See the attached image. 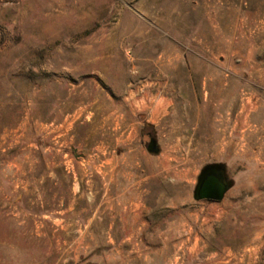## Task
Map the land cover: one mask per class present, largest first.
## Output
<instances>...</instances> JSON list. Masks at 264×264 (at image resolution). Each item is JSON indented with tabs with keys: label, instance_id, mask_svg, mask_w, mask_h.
Instances as JSON below:
<instances>
[{
	"label": "rangeland",
	"instance_id": "374dc122",
	"mask_svg": "<svg viewBox=\"0 0 264 264\" xmlns=\"http://www.w3.org/2000/svg\"><path fill=\"white\" fill-rule=\"evenodd\" d=\"M100 143L151 177L144 246L97 220ZM0 264H264V0H0Z\"/></svg>",
	"mask_w": 264,
	"mask_h": 264
},
{
	"label": "crops",
	"instance_id": "0c3cea01",
	"mask_svg": "<svg viewBox=\"0 0 264 264\" xmlns=\"http://www.w3.org/2000/svg\"><path fill=\"white\" fill-rule=\"evenodd\" d=\"M132 134L133 132L128 133V143L134 141V138H130ZM100 146L95 149V183H97V179L102 183L109 176L110 179L106 183L112 185V190L104 195V199L101 198L100 204L95 212L100 217V220L98 218L97 220L103 223L104 216L110 215L112 218L110 230L112 232L116 229V223L118 225H126L132 231L125 238V241H132L133 247L144 246V233L149 223L146 219L150 213L148 205L145 203V197L148 194L145 185H148L151 177L144 174L145 171L142 169L144 166L143 162H140V159L135 157V149H129L126 154L123 153L120 155L122 157L116 154V156L106 158L101 149L103 146L101 143ZM112 154H115V151ZM143 155L149 157L150 154L147 155L143 152ZM124 169H126V173L122 175L121 170ZM140 169H142V174L138 173ZM105 170H108V173L104 174ZM121 176H124L128 182L125 190L120 189L121 184L119 180ZM113 189H116V191ZM117 240V238L112 237L113 243Z\"/></svg>",
	"mask_w": 264,
	"mask_h": 264
},
{
	"label": "flooded vegetation",
	"instance_id": "af4514ba",
	"mask_svg": "<svg viewBox=\"0 0 264 264\" xmlns=\"http://www.w3.org/2000/svg\"><path fill=\"white\" fill-rule=\"evenodd\" d=\"M141 137H142V141L144 142L143 144L145 146V149L149 153L148 151L149 145L152 144L153 141L157 140L155 134L154 132L151 131L149 127H144L141 130ZM215 164H219V163H215ZM223 179L225 184H229L233 187V182L229 180L227 176V171L224 173ZM220 185H221L220 178L216 177V175L208 176L206 179L202 180L201 183L198 182V178H197V182L193 190V199H194V193L197 191L198 200L197 201L195 200L196 202L199 203L207 202L209 204L221 203L224 200L226 194L232 189V187L228 190V192L224 195L222 199H220L219 201H215L212 198L216 197V190Z\"/></svg>",
	"mask_w": 264,
	"mask_h": 264
},
{
	"label": "water",
	"instance_id": "95a60500",
	"mask_svg": "<svg viewBox=\"0 0 264 264\" xmlns=\"http://www.w3.org/2000/svg\"><path fill=\"white\" fill-rule=\"evenodd\" d=\"M148 151L151 155L154 156H158L160 154V146L157 140L153 141L152 144L149 145ZM226 171L227 169L225 164H208L203 167L198 177L199 183H201L202 180L206 179L208 176L211 175H216V177L220 178L221 185L216 190V197L212 198L215 201H219L220 199H222L224 195L228 192V190L232 187L231 185L224 183L223 175ZM194 200H198L197 191L194 193Z\"/></svg>",
	"mask_w": 264,
	"mask_h": 264
}]
</instances>
